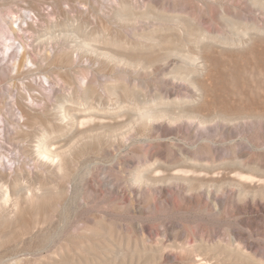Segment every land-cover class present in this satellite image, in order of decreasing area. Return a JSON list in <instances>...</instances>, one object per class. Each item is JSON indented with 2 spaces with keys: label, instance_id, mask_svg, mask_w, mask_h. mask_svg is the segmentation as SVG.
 <instances>
[{
  "label": "rangeland",
  "instance_id": "374dc122",
  "mask_svg": "<svg viewBox=\"0 0 264 264\" xmlns=\"http://www.w3.org/2000/svg\"><path fill=\"white\" fill-rule=\"evenodd\" d=\"M0 264H264V0H0Z\"/></svg>",
  "mask_w": 264,
  "mask_h": 264
},
{
  "label": "bare ground",
  "instance_id": "6f19581e",
  "mask_svg": "<svg viewBox=\"0 0 264 264\" xmlns=\"http://www.w3.org/2000/svg\"><path fill=\"white\" fill-rule=\"evenodd\" d=\"M48 151V150H47ZM55 152H57V151H55ZM54 152V153H55ZM56 155V154H55ZM3 194H4V199H5V201H7V200H9V191L8 190H6V194H5V192H3Z\"/></svg>",
  "mask_w": 264,
  "mask_h": 264
}]
</instances>
